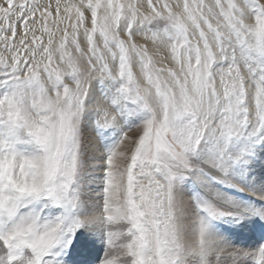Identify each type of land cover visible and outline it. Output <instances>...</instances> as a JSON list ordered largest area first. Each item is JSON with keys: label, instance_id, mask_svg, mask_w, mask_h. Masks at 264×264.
<instances>
[{"label": "snow or ice", "instance_id": "6c2138e0", "mask_svg": "<svg viewBox=\"0 0 264 264\" xmlns=\"http://www.w3.org/2000/svg\"><path fill=\"white\" fill-rule=\"evenodd\" d=\"M0 264H264V0H0Z\"/></svg>", "mask_w": 264, "mask_h": 264}]
</instances>
